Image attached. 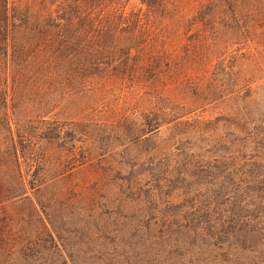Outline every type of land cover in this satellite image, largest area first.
<instances>
[{
  "label": "rangeland",
  "instance_id": "obj_1",
  "mask_svg": "<svg viewBox=\"0 0 264 264\" xmlns=\"http://www.w3.org/2000/svg\"><path fill=\"white\" fill-rule=\"evenodd\" d=\"M252 10L248 39L221 35L216 103L136 139L110 120L37 136L20 174L0 155V264H264V0Z\"/></svg>",
  "mask_w": 264,
  "mask_h": 264
},
{
  "label": "trees",
  "instance_id": "obj_2",
  "mask_svg": "<svg viewBox=\"0 0 264 264\" xmlns=\"http://www.w3.org/2000/svg\"><path fill=\"white\" fill-rule=\"evenodd\" d=\"M253 12L252 0H0V155L20 174L37 136L86 138L110 120L136 139L216 103L224 89L204 84L225 65L221 35L248 39Z\"/></svg>",
  "mask_w": 264,
  "mask_h": 264
}]
</instances>
